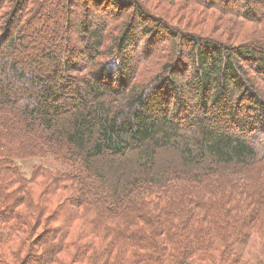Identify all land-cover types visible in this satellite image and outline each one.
Masks as SVG:
<instances>
[{
	"label": "trees",
	"instance_id": "1",
	"mask_svg": "<svg viewBox=\"0 0 264 264\" xmlns=\"http://www.w3.org/2000/svg\"><path fill=\"white\" fill-rule=\"evenodd\" d=\"M167 4L223 31L139 0H0V264H240L264 237V0ZM34 158L65 170L28 178Z\"/></svg>",
	"mask_w": 264,
	"mask_h": 264
},
{
	"label": "rangeland",
	"instance_id": "2",
	"mask_svg": "<svg viewBox=\"0 0 264 264\" xmlns=\"http://www.w3.org/2000/svg\"><path fill=\"white\" fill-rule=\"evenodd\" d=\"M140 2H143V4L146 6V8H149L153 13H161L166 14L169 17V22L172 26L177 28H180V30H183L187 33H193L195 35H199L201 37H213L217 36L221 33V30L223 31V28L218 25V22L214 20H222L221 14L218 12H209L210 14H206L205 12H193V11H179V9H176L175 7L168 6L167 2L168 0H139ZM238 8V7H237ZM93 10V8H91ZM184 10V9H183ZM169 12L168 13H166ZM93 12V11H92ZM183 12L186 15H190V22L189 20L182 16ZM94 15H97V11L93 12ZM101 13L98 14V16ZM212 17V18H211ZM214 19V20H213ZM248 29V28H247ZM262 138V136L260 137ZM23 173L26 175V177L29 178V176L32 173L33 167H41L49 170L54 169H64L60 164H57L53 162L52 160L46 158V159H28L24 160L18 163ZM65 170V169H64ZM75 195L72 191H70L67 196ZM60 196V195H59ZM65 197V195H62ZM61 197V196H60ZM53 201V202H52ZM51 201L50 210L48 214L51 213L52 210H55L57 205L62 201V198H58L54 201V198ZM262 224H264V221H262ZM80 227V221L73 220L71 225L68 226V229L70 230V238L73 239L75 235H77L78 230ZM82 229V227H81ZM235 254L238 260L241 262L240 264H264V237L262 236H251L247 246L243 248L235 249Z\"/></svg>",
	"mask_w": 264,
	"mask_h": 264
}]
</instances>
